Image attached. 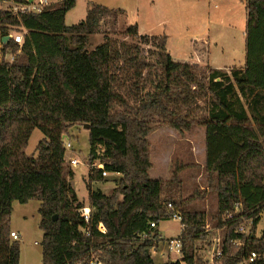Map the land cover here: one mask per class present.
<instances>
[{"label": "trees", "instance_id": "obj_1", "mask_svg": "<svg viewBox=\"0 0 264 264\" xmlns=\"http://www.w3.org/2000/svg\"><path fill=\"white\" fill-rule=\"evenodd\" d=\"M241 1L245 66L230 72L175 61L166 35H141L137 25L120 34V9L91 3L85 20L73 26L65 20L77 0L40 13L0 12V264H20V242L10 236L13 203L32 200L40 202L43 264H207L194 247L207 236V213L187 210L206 192L183 198L182 164L168 180L150 175L149 136L161 126L181 135L205 128L203 168L218 199L212 225L224 231L215 263L239 264L255 252L254 264H264V233L256 235L264 213V0ZM107 19L115 37L89 51V36L101 33ZM13 29L24 33L22 44L3 41ZM19 51L10 63L8 55ZM79 124L88 126L90 163L121 175L107 196L91 186L104 179L102 171L90 170L89 222L63 147L64 135ZM35 129L44 137L36 155H28ZM236 203L242 212L225 219ZM169 204L182 214V258L155 263L158 244L142 235L152 222L170 220ZM244 221L252 222L248 235L237 233Z\"/></svg>", "mask_w": 264, "mask_h": 264}, {"label": "rangeland", "instance_id": "obj_2", "mask_svg": "<svg viewBox=\"0 0 264 264\" xmlns=\"http://www.w3.org/2000/svg\"><path fill=\"white\" fill-rule=\"evenodd\" d=\"M29 0H27L28 2ZM39 0H36V3ZM59 2L60 0H49V2ZM91 3L100 4L106 7H118V5H124L128 10H131L134 2L132 0H77V4L73 10L66 15V25L73 26L81 21L85 20L87 15L88 7ZM12 1L0 2V12L9 11L12 9ZM54 5V4H52ZM213 7V5H211ZM243 6V5H242ZM244 8L246 6L244 5ZM212 9V8H211ZM214 10V9H212ZM217 11V10H215ZM242 11L240 10V13ZM243 12H245L243 10ZM212 12L211 16L207 14L202 17L201 14L197 16L196 29H205L208 27V31L205 32L213 35L216 34L218 39L219 48L217 49L220 53V57L227 58L228 56L240 55L243 57L245 54L246 46V32L243 31V27L238 31L229 32V30L221 28L225 27L222 25L220 28L217 22H213L215 17L221 12ZM217 15V16H216ZM123 16L119 17L120 18ZM222 16L219 17L221 19ZM107 19L106 22L101 24V33L89 36V43L87 49L89 51L94 50L97 46L104 43L106 36L115 37L109 30L111 29L110 23ZM191 21H194L191 19ZM222 22V21H221ZM213 24H216L213 26ZM217 28L218 32H213V29ZM126 27L122 28L117 26L119 33L126 31ZM210 29V32H209ZM13 29L10 31V35H16L18 32ZM24 34V33H22ZM9 35V37H10ZM116 38L122 39L116 36ZM130 41V39H126ZM146 50L152 49L150 46H143ZM18 54V52H17ZM16 54V55H17ZM223 54V55H222ZM8 55L7 59H10ZM199 67H207L201 66ZM229 70H224L230 72ZM205 128L199 127L194 131L185 133L183 135L166 127L157 128L150 136L151 142V159L153 162V169L150 175L153 179L168 180L172 176V172L176 164H182L187 166L181 174V190L183 198H188L193 195L196 191L201 193L206 192L204 197L198 202L193 203L187 207V210L196 209L207 213L208 223L207 225V236L204 239L195 242L194 247L198 258L202 259L204 263L214 264L215 258L218 257L219 252L222 251V241L224 238V231L218 228H214L212 216L216 212L218 207L217 195L214 192L209 191L207 188L206 173L204 171L205 157H206V141L204 139ZM44 135L39 129H35L30 138L29 144L25 150L28 155H36V147ZM64 140L71 142L73 148L66 151V164L72 170L75 171L76 177L74 182L70 179V184L76 191L78 199L84 204V208H91L89 202V192L87 190V181L90 173V144H89V131L86 126L79 124L73 126L65 135ZM101 153L102 150H99ZM69 158H78L81 164L76 167L69 165ZM98 162V161H97ZM85 175V176H84ZM121 175L109 173L107 177L98 182L91 184L94 190H100L107 196H111L114 190L118 187ZM76 188V189H75ZM39 201L32 200L26 204H21L15 201L13 204V210L11 214L10 227L15 229L19 234L20 239V264H43V231L40 228V215H39ZM160 230L163 236V240L159 244V251H167V242L169 238L179 237L182 232L180 222L170 218L168 221L160 223ZM264 233V214L257 226L256 235L262 236ZM259 237V238H260ZM152 258L155 263H163L168 260H174L178 256H161V254H155L151 252ZM216 264V263H215Z\"/></svg>", "mask_w": 264, "mask_h": 264}, {"label": "crops", "instance_id": "obj_3", "mask_svg": "<svg viewBox=\"0 0 264 264\" xmlns=\"http://www.w3.org/2000/svg\"><path fill=\"white\" fill-rule=\"evenodd\" d=\"M32 1V0H29ZM49 2V0H47ZM61 1V0H60ZM134 5L128 10L124 5L118 7H108L110 9H120L124 11V16L119 20V26L129 27L137 25L141 35L149 36H167V51L175 61L182 63H191L193 65L209 66L220 70H229L233 68H243L245 66V57L240 55L220 57L217 50L219 48L216 34L205 33V29L198 30L195 26L198 14L211 16L212 12H223L215 17L213 22H217V28L221 27L229 32L238 31L243 27L242 32H246L247 12L244 8V1L241 0H132ZM55 4L57 2H49ZM213 5V7L211 6ZM243 5V6H242ZM214 10H212V9ZM217 10V11H215ZM240 10L242 11L240 13ZM243 10L245 12H243ZM194 20V21H191ZM197 20V21H196ZM222 21V22H221ZM216 24H213L215 26ZM217 28L213 32H218ZM210 32V29H209ZM246 54V50H245ZM223 55V54H222ZM206 132H204V139ZM74 176L75 171L72 169ZM89 173L85 174L88 175ZM84 175V176H85ZM87 183V182H86ZM76 189V188H75ZM77 191V189H76ZM78 193V192H77ZM40 203V202H39ZM14 204V203H13ZM40 207V204H39ZM264 214V213H263ZM11 231L15 229L11 228ZM157 233L163 238L160 230V224ZM257 237H260L257 235ZM170 239V238H169ZM163 254L164 252H158Z\"/></svg>", "mask_w": 264, "mask_h": 264}, {"label": "built area", "instance_id": "obj_4", "mask_svg": "<svg viewBox=\"0 0 264 264\" xmlns=\"http://www.w3.org/2000/svg\"><path fill=\"white\" fill-rule=\"evenodd\" d=\"M13 2V1H12ZM14 4L12 5V9L9 10L14 15H18L21 13H40L42 12L45 8L49 7L51 4L47 0H39L36 3V0L28 1V2H13ZM10 39H14L15 42L22 44L24 41V36L22 33H17L16 35H10ZM21 52L19 51L17 55H20ZM17 55L10 56L9 62L10 63H15L16 62V57ZM63 138V147L65 151L71 150L73 148L71 142H67ZM66 156V154H65ZM67 157V156H66ZM69 165L71 167H76L81 164V161L78 158H69ZM90 169L92 170H101L102 171V176L107 177L109 175V172L105 171V166L101 162H93L90 164ZM168 210L171 213L170 218L180 222L181 227L183 228L182 225V214L175 210L174 206L172 204H169ZM82 217L85 219L86 222H89L91 219V210L90 208H83L80 210ZM242 212V205L240 203H236L234 206L233 210L227 211L225 213V219L227 220H232L234 219L236 214H239ZM251 221H244L239 229L237 230V233L239 234H249L250 226H251ZM157 228L158 225L155 222L151 223V231L148 233H145L142 235V238L144 240H154L158 245L156 248L153 249V252L157 254L159 252V244L163 240V238L157 233ZM98 230L102 233H105V227L103 224H99ZM11 238L15 241H18L20 239V236L17 232L12 231L10 234ZM182 250H183V243L179 237L176 238H171L167 242V251L161 254V256H178L174 258V262L181 260L182 258ZM221 255V252H219L218 256ZM258 259V255L253 252L248 258L243 259L239 264H254L255 261ZM172 261V260H171Z\"/></svg>", "mask_w": 264, "mask_h": 264}, {"label": "water", "instance_id": "obj_5", "mask_svg": "<svg viewBox=\"0 0 264 264\" xmlns=\"http://www.w3.org/2000/svg\"><path fill=\"white\" fill-rule=\"evenodd\" d=\"M9 39H10V37L7 36V37H4V38H3V41L6 42V41H8ZM86 128L88 129V126H86Z\"/></svg>", "mask_w": 264, "mask_h": 264}]
</instances>
